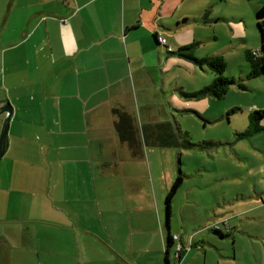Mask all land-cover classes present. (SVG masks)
Wrapping results in <instances>:
<instances>
[{"label": "crops", "instance_id": "0c3cea01", "mask_svg": "<svg viewBox=\"0 0 264 264\" xmlns=\"http://www.w3.org/2000/svg\"><path fill=\"white\" fill-rule=\"evenodd\" d=\"M170 1L0 0V103H12L14 113L11 128L16 125V133L9 137L1 159L5 168L4 184L0 180V194L21 186L23 194L27 193L32 197L42 196L41 191L44 190L43 195L52 192L51 181H55L58 174L47 163L39 162L32 154L29 156L31 150L44 151L48 147L57 148L61 152L68 149L72 151L70 156L68 152V161L81 171L79 164L83 162L88 166V161L91 160V155L86 156L87 151L100 150L102 156L96 162L102 165L98 171L101 175V191L107 196L105 188L108 192H115L118 185L122 186L126 193L131 194L137 207L126 209L127 211L119 210L117 213L115 207H106L100 212L99 237L113 253L97 260L99 264H166L163 263V255L170 235H179L181 243L187 245L181 260H170V264H209V257L213 259L206 246L208 236L205 230H200L202 227L200 232L195 230V233L189 234L185 229L179 234L174 232L176 229L170 224L169 218L165 229L160 207L152 214L151 227L150 221L143 220L140 216L134 219V214L140 215V160L147 163L150 173L152 168L149 152L146 162L143 155L140 157L134 154L133 148L145 146L152 151L154 148H174L155 144V141L146 144L139 138L135 143L122 141L113 114V108L121 106L136 117L138 132L139 129L142 131V126L152 125L150 132L153 136L159 132L165 136L166 133L174 132L177 125L183 128L178 115L180 112L187 115L198 113L203 117L211 109L213 102L210 101L208 109L206 97L191 100L187 99L184 92L197 91L212 84L215 76L209 74L205 79L202 75L212 71L206 65L200 66L202 70H198L196 62L188 61L176 53H168L157 42L155 34L160 32L168 37L174 50L188 44L179 33L186 24L191 23L192 17H185V13L177 6L172 7ZM213 1L217 0H210ZM204 12L205 10L197 15ZM254 46L255 50L260 49L261 41L258 38L254 40ZM212 55L221 54L211 53L207 56ZM188 71L194 74L191 77H196L192 84L180 81L181 74H189ZM238 80L243 84L247 81L244 75ZM251 83L261 86L259 82ZM245 86L248 88L249 84L246 83ZM177 91L180 92L181 99H178ZM211 97L213 100L217 99ZM253 104L255 107L251 111L264 109V101ZM262 123L264 124V120ZM157 124L162 125L156 128ZM238 132L241 131L236 132V138ZM28 134L34 135L30 137ZM43 135L48 139L47 144L42 142ZM255 135L252 142L264 149V131ZM117 150V156L112 157ZM60 152L58 153L61 154ZM50 155L49 150L48 158L57 162ZM167 158L171 162V158ZM68 161H59L64 174ZM15 170L23 172L21 179L18 174H13ZM83 173L86 171L83 170ZM174 174L167 171L169 184L173 182ZM39 180H46L48 183L35 184ZM76 193L83 198H89L91 194L85 190ZM153 193L157 199L154 185ZM246 197L244 193L238 194L239 199H247ZM255 200L258 202L260 199ZM89 209L88 206L81 210L71 208L69 213H83L85 227L93 226L88 215ZM33 211L22 200L9 210L3 208L2 220L11 230L18 223H32V220L41 223L35 217L32 218ZM225 211L226 209L214 211L224 225H214V228L218 226V230L224 234H220L221 237L233 235L232 226L238 229L235 223L231 225L225 220L227 217L229 221L233 219ZM247 211L235 212L234 216ZM119 215L125 216V221H120ZM69 230H74V224L66 231ZM243 234L253 243V257L248 239L246 242L242 238V252L237 250L235 234L233 250L228 253L219 249L220 252L216 254L217 264H222L223 261L238 264L236 261L239 254L246 259L247 264H264L257 249L259 245L255 242L262 235H252L246 230H243ZM9 235L10 241L11 237L15 238L20 234L11 231ZM45 241L51 247L44 255L54 259V263L49 264H64L61 252L54 247L60 242L54 236ZM177 242H172L170 253L173 251L174 254ZM193 247L197 249L194 250ZM82 254L80 250L73 257L69 256V264H92L95 261L88 262ZM41 255L43 254L39 251L40 259ZM142 256L145 261L140 260Z\"/></svg>", "mask_w": 264, "mask_h": 264}, {"label": "rangeland", "instance_id": "374dc122", "mask_svg": "<svg viewBox=\"0 0 264 264\" xmlns=\"http://www.w3.org/2000/svg\"><path fill=\"white\" fill-rule=\"evenodd\" d=\"M263 4L264 0L170 1V5L179 7V10L185 13V17H192L191 23L186 24L179 35L187 40L186 43H195V55L200 58L211 53L223 55L227 64L225 75L230 78L235 77L236 82L230 84L228 92L222 98L213 100L211 96H205L209 105L208 109H210V101L213 102L207 116L203 115L202 117L198 113L187 115L180 112L178 114L183 123V129L190 131L195 144L199 141L208 140L225 141L224 143L211 146L208 149L154 148L152 151L151 148L147 149L145 146L142 148L146 162L149 152L152 173H150L149 167L147 168V163L140 160L138 165L140 175L138 207L140 208V215L134 214L133 217L135 219L136 216H140L143 220L150 221L149 226L151 227L152 214L154 210H157V207L158 209L160 207L162 209L160 212L161 219L165 227L168 220L166 195L181 171L184 175V181L172 201L170 224L174 225L176 229L174 232L179 234L184 232L185 229L189 234L195 233V230L199 231L201 227V231L205 230L208 236L206 246L210 250L209 256H213V259L209 257V264H217L216 254L220 250L223 252L228 251V253L233 250L235 234H237V250L242 252L243 243L241 239L244 238L246 242L248 239L252 255L253 243L250 238L245 237L247 235L243 234V230L252 235H262L255 242L259 245L257 249L261 254V261L264 262V149L252 142V138L256 137L255 134V136L251 135L242 139L235 137L237 131H242L248 126L249 113L251 108L255 107L253 103L260 100L264 101V74L249 77L251 66L247 59V50L255 51L256 49L254 40L258 38L261 41L256 12ZM203 10L205 12L198 16L197 14H200ZM208 17H210L209 21ZM207 22H210V24ZM181 57L195 63L194 60L185 56ZM246 62L248 63L246 64ZM197 66L198 70H202L199 64ZM188 73L181 74L180 81L192 84L196 77H191L194 74L190 71ZM209 74L215 76L213 72H204L202 75L207 79ZM241 75L246 77V83L249 84L248 88L239 86L238 82L240 80L238 79ZM251 82H259L261 86L259 87L258 84ZM177 93L178 99H181L180 92L177 91ZM187 99L198 98L188 97ZM207 118L212 120H206ZM4 119L5 115H1L0 133ZM15 133L16 125L11 128L10 122L8 139ZM28 135L32 137L31 135L34 134ZM140 135L142 137L141 129ZM42 142L48 143V139L44 135ZM142 142L144 141L142 140ZM49 150L51 151L50 157L57 162L54 163L48 158ZM58 152L60 151L57 148L48 149L47 147L44 151L36 149L31 150L29 153V156L30 154L34 155V158L39 162L47 163V166H51L54 173L58 174L55 181H51L53 190L50 194L43 195L46 191L44 190L41 191L42 196L32 197L27 193L23 194L22 186L14 190H7L2 195L0 194V264L54 263L51 256L44 255L51 247L45 239L51 236H54L60 242L54 247L61 252L64 264H69L71 259H69V256L73 257L80 250H82V256L84 255L88 262L95 260L92 264H99L102 258H107V256H110L109 254L113 253L99 237L100 212L104 211L106 207H115L116 213L119 210L125 209L127 211L126 209L137 207L130 197L131 194L126 193L122 186L118 185L115 192H108L105 188L107 196L105 192L101 191V175L98 171L102 168V165L96 162L100 158V150L87 151L86 156L91 155V160L88 161V166L83 162L79 164L82 171L75 168L68 161L72 151L64 149L61 150V154ZM180 153L181 161L179 160ZM117 154L118 150L113 152L112 157L117 156ZM167 157L171 158V162ZM60 159L68 161L65 174L63 166L59 167ZM92 163H94V172L91 170ZM4 168L0 161V180L2 184H4ZM83 170L86 171L85 174ZM167 171L175 173L171 184L168 183L166 178ZM13 174H18L19 179L23 176L21 170H15ZM37 183L46 185L48 181L39 180L35 184ZM56 184H58L57 188ZM153 185L156 188L157 199L154 197ZM5 187L8 189V186ZM82 190L90 192V197L78 196L76 192ZM239 193L247 195V199H239ZM255 199L260 200L257 202ZM22 200L25 205L34 210L33 215L30 213L32 218L35 217L34 219L41 223H35L34 220H32V223H18L11 230L8 224L2 220L4 214L1 212L3 208L9 210L15 207ZM84 206L90 208L88 215L91 217L93 226L86 225L85 227L83 213L76 215L69 213L71 208L81 210ZM228 206L229 208H227ZM221 209H226L227 213L233 216L231 221L228 217L225 220L231 225L235 223L238 226V229L232 226L233 235L221 237L219 233L214 231L215 224L224 226L220 223L222 222V220H219L221 218H218L214 212ZM245 209L248 210L246 213L234 216L235 212H241ZM118 219L125 221V216L119 215ZM72 224H74V230L66 231ZM204 226L206 227L203 228ZM11 231L20 234L15 238L11 237L10 241L12 243L8 240ZM193 249L196 250L197 248L193 247ZM39 251L43 254L41 259ZM139 254L142 253L139 252ZM238 257L236 263L247 264L246 259L241 254ZM163 258V263H166L165 255H163ZM170 258L173 262L174 259L176 260L173 251H171ZM97 260H99L98 263ZM140 260L145 261V257L142 256ZM222 264L234 263L223 261Z\"/></svg>", "mask_w": 264, "mask_h": 264}, {"label": "trees", "instance_id": "16d2710c", "mask_svg": "<svg viewBox=\"0 0 264 264\" xmlns=\"http://www.w3.org/2000/svg\"><path fill=\"white\" fill-rule=\"evenodd\" d=\"M256 20L261 33V47L260 50H255L258 51L257 54H254V52L251 50H247V59L249 60L251 66L249 77H257L264 74V4L257 10ZM159 35H163V36L165 35L160 32H157L155 34L157 42H159V44L164 46L168 53H176L180 56H185L191 60H194L201 67H204L206 65L215 74V80L213 81L212 84L197 91H192L188 93L184 92V95L186 97L201 98L205 96H213L215 98H222L228 92L230 84L236 82L234 78H230L225 75L227 64L223 55H212L201 58L197 57L195 55V50H194L195 43L185 44L179 47L177 50H174L173 46L169 43L168 37L165 36L167 38V43L164 44L159 41ZM169 47H172L173 50L170 51ZM238 84L241 88H246L245 84L241 82H238ZM233 110L235 111V109ZM113 114L116 117V121H115L116 129L122 141H132L133 143H135L139 138L141 142L143 140L146 144L150 143L151 141H155V144L165 145L166 147H173L179 150L188 149V148L208 149L211 146H217L225 142V141H217V140L216 141L208 140V141H199L195 144L191 137L192 135L190 131L181 128L180 125H177V128L174 132L169 134L166 133L165 136L160 135L161 134L160 132L157 133L155 136H153V134L150 132L152 125H144L142 126V131H141L142 137H141L140 129L139 132L137 131L136 117L132 113L128 112L121 106H116L113 108ZM263 120H264V109H254L250 111L249 125L245 131H241L237 133V138L238 139L246 138L251 135H254L255 133L264 131V124L262 123ZM157 125L158 126H156V128H159L160 125L162 124L160 125L157 124ZM7 143H8V138L6 139V146ZM133 152L135 155L140 157L143 155L142 148H133ZM179 160L181 161V153ZM183 181H184V175L180 171V173L177 175L174 182L170 186L168 193L166 195L168 219L170 218L172 212L173 198L175 197L180 187L182 186ZM215 231L219 232V234L221 235H224L218 229H215ZM173 241H174L173 236L170 235L165 252L166 263L169 264L171 260L170 248L172 246ZM185 252L186 249L179 252L178 253L179 255H177L176 252H174V257L176 258V260L180 261Z\"/></svg>", "mask_w": 264, "mask_h": 264}, {"label": "water", "instance_id": "95a60500", "mask_svg": "<svg viewBox=\"0 0 264 264\" xmlns=\"http://www.w3.org/2000/svg\"><path fill=\"white\" fill-rule=\"evenodd\" d=\"M1 37V32H0ZM13 105L10 101H3L0 103V116L5 115V119L2 125L0 133V160L3 158L6 151V139L10 128V122L13 117ZM230 231V228L228 229ZM169 264V263H167Z\"/></svg>", "mask_w": 264, "mask_h": 264}, {"label": "built area", "instance_id": "2783aa9c", "mask_svg": "<svg viewBox=\"0 0 264 264\" xmlns=\"http://www.w3.org/2000/svg\"><path fill=\"white\" fill-rule=\"evenodd\" d=\"M159 41L161 43L165 44V43H167V38L163 35H159ZM169 50L172 51L173 48L169 47ZM253 52H254V54L258 53V51H253ZM215 228L218 229V226H216ZM173 239L178 241L176 246H175V250H176L175 252L177 255H179L178 253L181 252L182 250L186 249L187 245H184L183 243H181L179 235H174Z\"/></svg>", "mask_w": 264, "mask_h": 264}]
</instances>
